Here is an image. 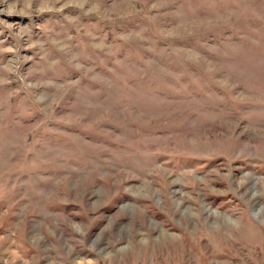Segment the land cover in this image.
<instances>
[{
    "label": "rangeland",
    "instance_id": "rangeland-1",
    "mask_svg": "<svg viewBox=\"0 0 264 264\" xmlns=\"http://www.w3.org/2000/svg\"><path fill=\"white\" fill-rule=\"evenodd\" d=\"M0 264H264V0H0Z\"/></svg>",
    "mask_w": 264,
    "mask_h": 264
}]
</instances>
